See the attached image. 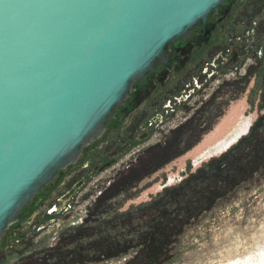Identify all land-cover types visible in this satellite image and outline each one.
Returning a JSON list of instances; mask_svg holds the SVG:
<instances>
[{
    "label": "rangeland",
    "instance_id": "1",
    "mask_svg": "<svg viewBox=\"0 0 264 264\" xmlns=\"http://www.w3.org/2000/svg\"><path fill=\"white\" fill-rule=\"evenodd\" d=\"M245 1L244 21L235 25L230 18L212 44H226L230 34L248 26L251 6ZM258 29L253 51L238 69L209 81L205 95L211 101L205 115L210 126L192 147L140 176L153 157L173 148L175 141L184 145L189 139L188 132L171 133L184 117L181 108L178 119L168 112L166 122L152 126L143 142L133 143L129 137L132 120L96 139L94 149L87 151L91 144L84 147L83 157L38 199L24 218L29 221L19 230L8 228L0 241V264H119L122 259L120 264H264V25ZM229 72L236 74L224 78ZM176 83L172 77L165 91ZM149 109L145 118L151 119ZM241 114L252 125L247 136L223 155L195 166L196 156ZM122 142L128 147L103 165L106 154ZM156 142L162 147H155ZM98 165L103 166L96 171ZM81 179L84 184L69 212L48 216L56 199ZM169 180L173 184L166 186ZM51 220L64 222L54 238L43 230Z\"/></svg>",
    "mask_w": 264,
    "mask_h": 264
},
{
    "label": "water",
    "instance_id": "2",
    "mask_svg": "<svg viewBox=\"0 0 264 264\" xmlns=\"http://www.w3.org/2000/svg\"><path fill=\"white\" fill-rule=\"evenodd\" d=\"M225 0H0V241L135 82ZM152 87L135 92L133 109ZM49 223V222H47Z\"/></svg>",
    "mask_w": 264,
    "mask_h": 264
},
{
    "label": "flooded vegetation",
    "instance_id": "3",
    "mask_svg": "<svg viewBox=\"0 0 264 264\" xmlns=\"http://www.w3.org/2000/svg\"><path fill=\"white\" fill-rule=\"evenodd\" d=\"M245 2V0H225L224 3L216 9V14L208 19V22L212 25L209 34L206 36L200 34L202 24L199 23L186 40L169 46L167 52L169 65L162 63L158 66L156 72L149 73L143 80L135 82L124 105L116 108L113 117L106 125L105 133L101 137H105L106 135L110 136L118 132L126 124L129 125L132 120L129 127V137H131L132 142L136 144L148 140L152 133V128L155 126L159 128V125L166 122L164 117L165 114L169 112L172 118L178 119L177 112L180 108L183 109L180 113H182L184 117L177 121V124L171 129V133L179 135L181 132H188L189 139L185 141L184 145L179 144L181 141H175L173 148H169L170 150H167L161 154V156L153 157L151 162L147 161L149 164L142 169L143 173H141L140 176L147 174L154 166L156 167L162 162L167 161L173 155L184 152V150L192 147V144L199 140L203 132L209 128V117L205 115V111L208 110L209 102L211 101L208 94L205 95L209 86V81L224 71L238 69L239 65L245 60L246 55L253 51V46H255V40L257 39L256 36L259 35L258 28L264 25V0H249L248 4L251 6V9L250 12H248L249 17L246 22L248 26H246L244 31L238 34L235 32L234 34H230L226 44H212L213 38L226 29V24L229 23L228 21L230 18H233L230 21L233 20L235 25L244 21L246 17ZM232 30H234V28H232ZM247 36L250 37V40L246 43L245 40ZM238 76H236L235 79H239ZM244 76L245 74L241 77ZM172 77L177 80V83L172 88L165 91L164 87ZM145 85H150L152 87L151 93L147 98L142 100L138 108L133 109L135 92L144 89ZM167 101L169 103L172 101V103L163 107ZM168 106L170 108L169 111H167ZM149 108L153 110L152 115H150L151 119H149V117L145 118L150 111ZM214 113L216 117L219 113V109L218 112L215 111ZM132 116H134L133 119H131ZM247 126H250V128L252 126L249 118H246L245 115L242 114L237 116L234 124L227 128V131L221 138L206 147L205 150H202L196 156L194 165H199L207 159L223 155L225 152L218 154V152L221 151V146L227 145L235 140V138L241 134L240 132L244 129L246 130ZM234 133H236V135H233L230 141L222 144V141ZM97 141L99 140H95L91 143L87 151L94 149V145ZM121 141H124V136H121ZM155 144V147H162L160 145L161 143L156 142ZM163 144L165 148H168L167 140H165ZM127 147V142L116 144L114 148L106 154L107 160L102 164H109V162L113 160V157ZM84 152L85 148L82 149L79 160L83 157ZM212 152L213 155L210 156ZM102 166H96L95 170H100ZM131 166L133 167V165ZM131 166H129V168H131ZM64 171L59 172L55 179L61 177ZM55 179L49 186L45 187L40 192L38 199L43 198L49 187L54 184ZM83 184L84 179L73 182L65 192L56 199L57 202L51 205L46 211V214L48 216H53L59 212L70 209L74 196ZM172 184L173 180H169L166 186H171ZM34 207L35 203H32L29 204L28 208L26 207L22 210L21 215L23 218H26L30 209H34ZM16 225L18 224H13L15 227Z\"/></svg>",
    "mask_w": 264,
    "mask_h": 264
},
{
    "label": "built area",
    "instance_id": "4",
    "mask_svg": "<svg viewBox=\"0 0 264 264\" xmlns=\"http://www.w3.org/2000/svg\"><path fill=\"white\" fill-rule=\"evenodd\" d=\"M236 73L235 72H229V73H227V74H224V78H226V79H228V78H230V76H233V75H235ZM244 75V73H242L241 74V76H243ZM234 77V76H233ZM71 209V208H70ZM70 209H68V210H66V211H64V212H69V210ZM61 224V225H60ZM64 224V222H57L56 223V220L55 221H50L49 223H45V229H43V230H46V231H48L47 232V235H53V238H54V236L57 234V231H59V230H61V229H58V228H60L62 225ZM53 228V229H52ZM56 228V229H55ZM126 259H122L121 261H118V263L120 264L121 262H124ZM109 264H116V263H114V262H111V263H109Z\"/></svg>",
    "mask_w": 264,
    "mask_h": 264
},
{
    "label": "bare ground",
    "instance_id": "5",
    "mask_svg": "<svg viewBox=\"0 0 264 264\" xmlns=\"http://www.w3.org/2000/svg\"><path fill=\"white\" fill-rule=\"evenodd\" d=\"M249 128H250V126H247L246 130L244 129L242 132H240L241 134H239L238 137L235 138V140H233L231 143H228L227 145H224V146L222 145L221 149H220L221 151H219L218 154H222V153L226 152L229 148H231L234 144H236L241 138L246 136L248 134ZM233 135H236V133L229 135L224 141H222V144L230 141L231 138L233 137ZM212 155H213V152L210 154V156H212Z\"/></svg>",
    "mask_w": 264,
    "mask_h": 264
},
{
    "label": "trees",
    "instance_id": "6",
    "mask_svg": "<svg viewBox=\"0 0 264 264\" xmlns=\"http://www.w3.org/2000/svg\"><path fill=\"white\" fill-rule=\"evenodd\" d=\"M32 203H33V202H31L30 204H32ZM28 206H29V205H27L26 207L28 208ZM26 207H25V208H26ZM25 208H24V209H25ZM24 209H23V210H24ZM30 210H32V209H30ZM13 228H15V226H13ZM13 228H12L11 230L14 232V229H13ZM5 235H6V234H4V236H5ZM4 236H3V238H4ZM3 238H2V239H3ZM1 241H2V240H1Z\"/></svg>",
    "mask_w": 264,
    "mask_h": 264
}]
</instances>
